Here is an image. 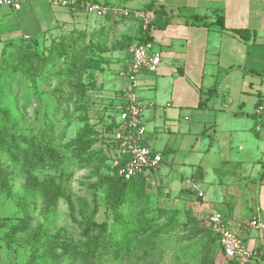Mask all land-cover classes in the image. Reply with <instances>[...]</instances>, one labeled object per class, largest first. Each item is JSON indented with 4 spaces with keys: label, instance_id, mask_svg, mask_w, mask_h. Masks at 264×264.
<instances>
[{
    "label": "rangeland",
    "instance_id": "374dc122",
    "mask_svg": "<svg viewBox=\"0 0 264 264\" xmlns=\"http://www.w3.org/2000/svg\"><path fill=\"white\" fill-rule=\"evenodd\" d=\"M107 1L134 10L150 0ZM108 19L91 18L100 23L84 28L60 26L0 51V164L7 170L4 186L0 182V264H29L33 255L32 264H84L63 247H93L88 264H221L227 259L203 220L201 194L173 186L166 174L180 169L179 181L188 186L190 177L181 171L188 166L173 169L167 150H156L163 155L159 171H150L119 207L110 206L113 192L102 179H114L115 172L105 160L89 158L103 152L101 109L114 90L133 85L136 98L140 91L120 74L122 63L112 72L109 63L97 71L85 66L98 51L128 50L137 42L133 29L124 27L128 19ZM70 34L75 41L63 39ZM57 43L62 55L52 50ZM88 130L93 133L80 140ZM42 133L53 137L54 158L36 160L20 143L23 135ZM9 139L16 144L5 149ZM21 218L25 230L11 231Z\"/></svg>",
    "mask_w": 264,
    "mask_h": 264
},
{
    "label": "crops",
    "instance_id": "0c3cea01",
    "mask_svg": "<svg viewBox=\"0 0 264 264\" xmlns=\"http://www.w3.org/2000/svg\"><path fill=\"white\" fill-rule=\"evenodd\" d=\"M50 5L22 0L18 10H0V51L8 42L42 38L60 26L100 23ZM147 7L157 11L150 35L161 62L156 72H140L133 82L140 91L142 143L167 150L172 168L188 166L181 170L190 177L188 186L179 181L180 169L166 173L172 185L201 194L203 220L221 212L228 228L258 252L247 264H264V233L249 225L254 218L264 223V0H150L132 9ZM138 26L135 19L124 27L138 34ZM235 28L247 29L249 38L229 31ZM103 55L110 72L129 61V49ZM178 154L184 158L178 161Z\"/></svg>",
    "mask_w": 264,
    "mask_h": 264
},
{
    "label": "built area",
    "instance_id": "2783aa9c",
    "mask_svg": "<svg viewBox=\"0 0 264 264\" xmlns=\"http://www.w3.org/2000/svg\"><path fill=\"white\" fill-rule=\"evenodd\" d=\"M50 4L68 7L72 11H81L95 18L114 16H132L143 22V28L154 18L152 10H130L117 5L101 3L96 0H48ZM22 0H0V7L18 10ZM161 62V53L153 48L152 42L134 43L129 48V61L123 66L122 74L128 76L131 82L140 72L154 73ZM124 104L116 106L118 113L116 127L107 140L115 150L112 165L118 166L117 173L124 179L156 169L163 160L159 151L153 150L142 143L145 127L141 119L142 108L133 93V85L122 90ZM122 162V163H121ZM207 224L216 236L221 253L238 264H247L258 254L249 249L243 240L226 225L224 215L214 211L206 219ZM249 225L264 233V223L257 219L249 220Z\"/></svg>",
    "mask_w": 264,
    "mask_h": 264
},
{
    "label": "trees",
    "instance_id": "16d2710c",
    "mask_svg": "<svg viewBox=\"0 0 264 264\" xmlns=\"http://www.w3.org/2000/svg\"><path fill=\"white\" fill-rule=\"evenodd\" d=\"M146 10H151L150 7L145 8ZM154 15L155 12H157L156 10H153ZM116 18V19H123V20H135L136 18L132 17V16H128V17H123V16H114L111 14L106 15L103 18V21L106 22L109 19L108 18ZM139 20V26H138V34L136 33V37H135V41H137L136 43L141 44V43H146V42H152V36L150 35V31L153 28L154 25V20H152L150 23H148V25L143 28V22H141L140 19ZM219 24L220 26L223 28V22H222V18H219ZM232 34L238 36L239 38H241L242 40H247L249 38V31L247 29H242V28H235V29H231L229 30ZM81 31L78 34L77 38H81ZM64 37V38H63ZM62 38L63 39H67V42H73L75 41V39L73 38V36L70 35H64ZM31 39H36V38H21L18 41H22V40H31ZM16 41V42H18ZM16 42H8L6 43L4 46L6 45H11V44H15ZM63 42V41H61ZM66 42V40L64 41ZM121 44V43H120ZM54 48H56V53L58 55H62L63 51H64V46H62L61 43H57V45L55 47H52V50H55ZM112 49H121L120 46H114V48ZM108 51V50H105ZM103 51H98V55L94 56V57H90L85 59V66L87 68H89L90 70L93 71H97V70H103V67L108 64L110 61L109 58H107L106 56L103 55V53L105 52ZM72 69L75 68V66H70ZM90 84L91 83L90 81ZM80 86L82 87V84H80ZM122 90H114L111 93H109V97H107L105 99L106 102H104L105 104L103 105L101 111V115L103 117V121L101 122L102 126V135L103 137V141H102V153L101 154H93L92 156H90L89 158L92 160L95 159H99L101 161L105 160L106 163H108V165L111 167V170H113L115 172V178L114 179H110V178H104L102 179V182L107 185V187L113 192L112 193V197H111V204L110 206L117 208L119 207L121 204H123L126 200L129 199L128 195H130V193L133 192L134 186H143L145 179H146V174L141 172L138 173L134 176H132L130 179H124L122 176H120L117 173L118 170V166H113L112 165V159L113 157H115L116 152L115 150L111 147L110 143L107 141L110 138L111 133L114 131V128L116 127V119H117V113L118 110L116 108V106L118 104H124L123 99H122ZM99 130V129H97ZM92 131H86L84 134H81L79 136L80 140H85L86 138H88L90 136ZM93 133V132H92ZM22 141L20 143L24 144L27 148V150L30 152V156H33L36 160H38L40 157L43 158H54L57 150L55 148V143H53V137L47 135V137L42 133V135H33V136H26L23 135L22 137ZM6 144H8V146L10 147H6L4 146V148H11V145L16 144L14 141H12L11 139H9V142H7ZM84 147V150H83ZM82 147L83 152L87 149L88 144H85ZM104 149H106V152H104ZM17 149H14V151H16ZM13 152V150H12ZM161 153V152H160ZM122 163V162H121ZM111 164V165H110ZM155 169H150L149 171H153ZM6 174H7V170L2 168L1 164H0V182L1 185L4 186V183L6 181ZM1 190H4L5 188H0ZM190 189V188H189ZM184 190V189H183ZM191 192H194V189H191ZM139 195V194H138ZM161 213H165L163 210L160 211ZM27 226V221H24L22 218L18 220L17 224H14L12 226H10L11 231L14 232H20L25 230ZM208 226V230L210 231V235L211 237H213V239L215 240L216 244H217V239L216 236L213 234L212 230L210 229L209 225ZM165 228H163L162 226L159 227V232H162ZM10 231V232H11ZM165 232V230L163 231ZM64 249H69L77 258H80L82 260V262L84 264H88L89 263V258L91 256V253L94 251L93 247H87L86 251H80L77 250L75 248L72 247H63ZM219 249V247H218ZM220 250V249H219ZM221 252V251H220ZM36 255H33V259L30 260L28 263L32 264L34 262V257Z\"/></svg>",
    "mask_w": 264,
    "mask_h": 264
}]
</instances>
